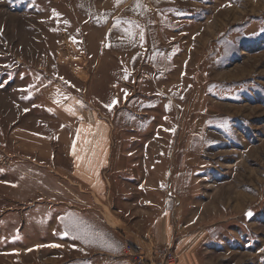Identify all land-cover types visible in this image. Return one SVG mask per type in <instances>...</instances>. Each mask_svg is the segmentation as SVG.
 I'll use <instances>...</instances> for the list:
<instances>
[{"label":"rangeland","instance_id":"rangeland-1","mask_svg":"<svg viewBox=\"0 0 264 264\" xmlns=\"http://www.w3.org/2000/svg\"><path fill=\"white\" fill-rule=\"evenodd\" d=\"M129 247L264 264V0H0V264Z\"/></svg>","mask_w":264,"mask_h":264},{"label":"crops","instance_id":"crops-1","mask_svg":"<svg viewBox=\"0 0 264 264\" xmlns=\"http://www.w3.org/2000/svg\"><path fill=\"white\" fill-rule=\"evenodd\" d=\"M91 153H87V155H86V158L87 159H89V160H93L92 159V157L94 156V155H90ZM118 165H116V166H114L113 167V172H118V173H120V164H119V166H118V168H116ZM179 167V166H178ZM115 168H116V170H115ZM127 168H128V170L127 171H125V172H129V168H130V166L128 165L127 166ZM131 170H132V168H131ZM179 170V169H178ZM79 171H80V173H81V175L83 176V178H85L88 182L90 181V180H92L93 179V177H91V172H92V170H90L88 167H86V165H85V167L84 166H82L81 165V167H80V169H79ZM104 171V170H103ZM81 176V177H82ZM144 248V247H143ZM142 248V249H143ZM145 249V248H144ZM147 250V249H146Z\"/></svg>","mask_w":264,"mask_h":264},{"label":"built area","instance_id":"built-area-1","mask_svg":"<svg viewBox=\"0 0 264 264\" xmlns=\"http://www.w3.org/2000/svg\"><path fill=\"white\" fill-rule=\"evenodd\" d=\"M125 253L128 256H133V254L135 255V252L133 251V249L131 247L126 248L125 249ZM135 256H136L135 258H137L135 260L136 263H138V264H145V261H144L143 257H137L138 255H135ZM166 259L168 260L167 263H169V264H175L176 259H175L174 256H170V257H168Z\"/></svg>","mask_w":264,"mask_h":264},{"label":"snow or ice","instance_id":"snow-or-ice-1","mask_svg":"<svg viewBox=\"0 0 264 264\" xmlns=\"http://www.w3.org/2000/svg\"><path fill=\"white\" fill-rule=\"evenodd\" d=\"M117 101H113V104H116ZM111 107V106H109ZM77 140H79V136H77ZM86 151V150H85ZM73 154L75 155V149H73ZM249 216H251V212L248 213ZM51 247H59V245H51Z\"/></svg>","mask_w":264,"mask_h":264}]
</instances>
